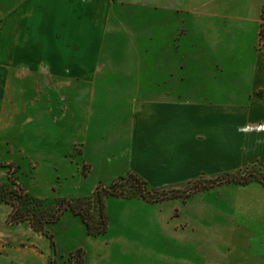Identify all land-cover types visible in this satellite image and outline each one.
Wrapping results in <instances>:
<instances>
[{
    "label": "crops",
    "instance_id": "1",
    "mask_svg": "<svg viewBox=\"0 0 264 264\" xmlns=\"http://www.w3.org/2000/svg\"><path fill=\"white\" fill-rule=\"evenodd\" d=\"M130 3L151 11L175 12L178 18L185 15L191 23L198 24L197 28L186 23L187 29L173 37L171 53L163 54L165 60L161 64L145 71L137 63L124 68L108 66L104 72L113 74L115 79L111 81L106 76L103 80L89 79L88 63L77 68L65 67L66 72H60L66 77L61 84L66 88V138L62 136L58 145L56 131L51 133L53 146L49 156H45L50 158V184H61L56 189L59 196L77 198L90 194L93 184L109 183L128 172L137 174L151 188H158L251 166L264 171V50L257 47L264 22V0H132ZM23 7L27 5L19 0L5 14L4 23L21 25L17 9ZM72 19L73 24L77 21L88 26L97 22L77 16ZM201 25L208 29L199 28ZM146 41L150 46L155 35L148 33ZM95 55H101V50ZM173 58H177V64L171 63ZM99 71V66L95 67L94 72ZM76 73L83 74L81 80L74 78L79 77ZM143 73H148L145 81L141 80ZM218 90L226 91L217 95ZM5 92L0 89V161L15 162L20 155L10 139L9 129L17 116L10 111V102L2 98ZM27 108L23 102L20 113H29L28 118L33 121L41 120L42 112L37 115L34 106L32 114ZM73 135L76 137H70ZM78 141L84 143L80 157L92 168L91 175L84 180L72 176L76 164L69 161L58 164L59 158L68 154ZM62 169L67 170L65 178ZM226 187L234 193L236 202L245 201L248 206L255 201L263 203L259 209L234 208L232 215L245 219L264 217L262 185L230 183ZM4 207L6 215L9 214L11 209L5 205L0 206V211ZM105 208L109 224L113 219L125 223L133 210L141 215L147 212L164 217L172 211L141 198L110 197ZM196 213L200 210H183L180 216L196 218ZM58 224L70 239L66 240L67 249L84 247L86 237H98L87 235L81 220L68 211ZM256 236L264 241L263 235Z\"/></svg>",
    "mask_w": 264,
    "mask_h": 264
},
{
    "label": "rangeland",
    "instance_id": "2",
    "mask_svg": "<svg viewBox=\"0 0 264 264\" xmlns=\"http://www.w3.org/2000/svg\"><path fill=\"white\" fill-rule=\"evenodd\" d=\"M130 1L24 0L27 7L17 9L21 14V25L9 26L4 23V16L19 0H0V89H5L2 98L10 102V111L17 116L9 129L10 139L20 155L15 161L17 176L32 196L45 200L47 211L56 210V201L61 198L56 192L61 184H50V158L45 157L49 156L53 146L51 136L55 131L58 145L62 136L66 138V88L61 86L66 77L60 72H66L65 67L77 68L88 63L89 79L103 80L106 76V80L111 81L115 79L113 74L104 72L108 66L124 68L137 63L145 71L161 64L165 60L163 54L171 53L172 39L187 29L186 23L197 28L198 24L191 23L185 15L178 18L175 12L151 11L135 7ZM76 16L97 22L89 26L77 21L73 24L72 17ZM57 21L64 24H55ZM198 27L207 28L206 25ZM148 33L155 35L150 46L146 41ZM257 47L264 50V22ZM100 50L101 55H95ZM171 63L177 64V58ZM98 66L100 71L94 72ZM76 74L79 77L74 78L81 80L83 74ZM120 75L124 76L123 73ZM147 75L143 73L141 80H147ZM221 91L226 90H218L217 95ZM23 102L30 113L33 114L34 106L37 115L42 112L41 120L33 121L28 118L29 113H20ZM83 144L78 141L58 162L76 164L77 170L72 176L79 180L89 177L92 171L90 164L80 157ZM253 167L257 168L251 166L177 186H148L152 192L161 194L178 192L168 200L156 202L170 208V216H152L147 212L141 215L133 210L125 223L111 220L112 225L109 224L105 235L86 237L84 247L67 249L66 240L70 239L64 229L59 224L50 226L55 241L54 252L49 238L34 231L29 223H9L10 213L6 215L4 207L0 211L1 264H85V260L86 264H264V241L256 236H264V217L245 219L231 214L234 208L259 209L263 203L255 201L248 206L245 201L236 202L234 193L226 187L230 183L196 193L188 192L189 188L203 186L200 182L204 180H214L226 173L241 172L243 175ZM257 169L264 174L263 170ZM62 171L65 178L67 170ZM6 174L7 169L0 168V182L6 181ZM111 182L93 184L90 194L77 198H91L98 186H109ZM1 205L12 210L9 204L1 202ZM194 209L200 210L196 218L180 216L183 210ZM92 214L97 215L95 207Z\"/></svg>",
    "mask_w": 264,
    "mask_h": 264
},
{
    "label": "trees",
    "instance_id": "3",
    "mask_svg": "<svg viewBox=\"0 0 264 264\" xmlns=\"http://www.w3.org/2000/svg\"><path fill=\"white\" fill-rule=\"evenodd\" d=\"M0 168L7 169V179L0 182V203L9 204L12 210L8 216L11 224L29 223L32 229L46 235L51 244V250L55 251L54 235L49 227L56 225L65 212H70L78 217L89 236L104 235L109 229V220L106 214L105 201L108 197L123 199L141 198L150 203L168 200L178 192L161 194L152 192L147 183L134 172H128L122 177L113 180L109 186H98L94 196L88 199L59 198L57 208L54 211L45 209V200L32 196L26 186L17 176V164L14 161H0ZM256 182L264 187V174L257 168L248 169L243 175L239 173H226L214 180H204L203 186L189 188V193H196L205 188H212L223 183L247 185ZM93 207L97 211L94 216Z\"/></svg>",
    "mask_w": 264,
    "mask_h": 264
}]
</instances>
